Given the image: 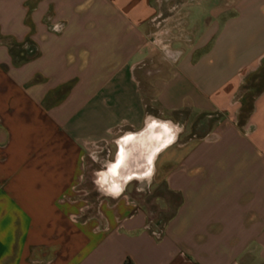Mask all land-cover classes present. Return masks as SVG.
<instances>
[{"label": "crops", "instance_id": "0c3cea01", "mask_svg": "<svg viewBox=\"0 0 264 264\" xmlns=\"http://www.w3.org/2000/svg\"><path fill=\"white\" fill-rule=\"evenodd\" d=\"M160 1L0 0V264H264V87L247 94L264 70V0L197 1L218 36L206 48L201 33L159 82L168 119L148 110L139 68ZM26 39L38 54L16 63L10 44ZM186 109L218 115L207 129L218 137L180 135L140 155L148 121L177 125ZM110 140L101 180L113 194L88 215L86 146ZM123 169H151L145 178L178 193L164 223L112 189Z\"/></svg>", "mask_w": 264, "mask_h": 264}, {"label": "rangeland", "instance_id": "374dc122", "mask_svg": "<svg viewBox=\"0 0 264 264\" xmlns=\"http://www.w3.org/2000/svg\"><path fill=\"white\" fill-rule=\"evenodd\" d=\"M197 1L161 0L160 12L149 30L148 56L139 68L146 76L141 80V87L147 108L157 113V117L165 116L158 114V103L154 99L159 82L175 67L178 58L185 51L195 48L201 33H207L203 47H209L212 41L217 39L218 30L214 27L206 28L209 25L208 20L214 18L210 6L206 3L200 5ZM248 85H251L252 89L247 94L264 87V70L252 76ZM174 117L179 120L176 121ZM172 119L179 126L177 137L182 135V138H185L193 134L205 135L209 131L207 129L214 127L219 116L198 115L186 109L177 112ZM116 136L115 134L114 139ZM117 152V144L113 140L86 146L84 175L78 185V193L90 205L88 215L97 212L101 200L111 199L113 193L105 189L101 171L108 168L109 163L116 158ZM121 193L133 199L139 207L148 212L149 217L163 223L174 213L179 202L178 193L170 190L165 181H155L152 178L133 179L123 186Z\"/></svg>", "mask_w": 264, "mask_h": 264}, {"label": "bare ground", "instance_id": "6f19581e", "mask_svg": "<svg viewBox=\"0 0 264 264\" xmlns=\"http://www.w3.org/2000/svg\"><path fill=\"white\" fill-rule=\"evenodd\" d=\"M140 135V138H145L146 141L142 143L141 154L144 156L148 155L150 161L153 158L154 153L159 150L164 144L170 142H174L177 138L179 132V126L173 125L170 121H162L158 119L152 118L148 121L147 128ZM136 133L128 134L124 136L123 141H119V153L117 155L116 163L109 165L108 176L114 177V173H116L121 166L124 167L125 157L127 156L130 150V142H132ZM157 141L159 143H157ZM152 145V147H151ZM141 146V145H140ZM152 148V149H151ZM151 169H145L143 171H126L123 169L122 174L120 175L119 180L116 181L114 185H112V189L118 191L123 188V186L134 178H145L150 176Z\"/></svg>", "mask_w": 264, "mask_h": 264}, {"label": "trees", "instance_id": "16d2710c", "mask_svg": "<svg viewBox=\"0 0 264 264\" xmlns=\"http://www.w3.org/2000/svg\"><path fill=\"white\" fill-rule=\"evenodd\" d=\"M25 43H33L32 40L30 39H26L23 42H18V41H13L10 44V49L12 51V55L14 57V61L16 63H20L22 61H25L27 59L32 58L33 56L37 55L38 52L34 55H29L27 53V50L25 48ZM263 88V87H262ZM262 88H260L259 90H261ZM123 264H135V262L130 258H126V260L124 261Z\"/></svg>", "mask_w": 264, "mask_h": 264}, {"label": "built area", "instance_id": "2783aa9c", "mask_svg": "<svg viewBox=\"0 0 264 264\" xmlns=\"http://www.w3.org/2000/svg\"><path fill=\"white\" fill-rule=\"evenodd\" d=\"M25 48L29 55H34L37 53V48L34 43H25ZM205 137L208 139H216L218 137V133L216 132H208L205 134Z\"/></svg>", "mask_w": 264, "mask_h": 264}, {"label": "water", "instance_id": "95a60500", "mask_svg": "<svg viewBox=\"0 0 264 264\" xmlns=\"http://www.w3.org/2000/svg\"><path fill=\"white\" fill-rule=\"evenodd\" d=\"M151 147H152V145H151ZM151 149H152V148H151ZM140 155H142V154L140 153ZM147 156H148V155H147ZM147 156H146V157H147Z\"/></svg>", "mask_w": 264, "mask_h": 264}]
</instances>
